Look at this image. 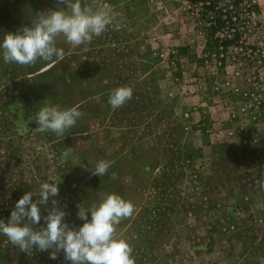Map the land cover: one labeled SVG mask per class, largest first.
Wrapping results in <instances>:
<instances>
[{"label": "rangeland", "instance_id": "obj_1", "mask_svg": "<svg viewBox=\"0 0 264 264\" xmlns=\"http://www.w3.org/2000/svg\"><path fill=\"white\" fill-rule=\"evenodd\" d=\"M234 1L214 0V7ZM81 3L111 10L113 24L87 45L57 37L64 60L20 66L6 64L0 52V220L8 221L26 192L52 182L74 228L84 223L79 203L88 208L109 193L130 200L134 214L116 234L130 243L135 264H264V112L247 95L257 77L264 98V69L253 72L256 59L231 45L214 65L208 20L215 14L204 16L188 0ZM60 6L0 0V41ZM233 15L226 18L233 22ZM236 24L247 44L255 42L257 26ZM234 26L217 35L230 40ZM120 86L133 96L113 110L108 99ZM78 102L83 115L65 136L37 130L42 106ZM101 159L114 162L102 177L91 171ZM40 207L36 229L45 226L51 198ZM50 251L26 253L0 235V264H71L62 251L55 260Z\"/></svg>", "mask_w": 264, "mask_h": 264}, {"label": "clouds", "instance_id": "obj_2", "mask_svg": "<svg viewBox=\"0 0 264 264\" xmlns=\"http://www.w3.org/2000/svg\"><path fill=\"white\" fill-rule=\"evenodd\" d=\"M57 5L63 6L38 12L30 26L5 32L0 41V52L6 64L34 66L42 60L55 65L65 58L64 50L57 47V37L63 36L65 42L73 46L87 45L94 36H100L113 24L114 17L109 9L82 7L81 0H57ZM132 96L131 87L120 86L111 92L108 103L115 110L130 101ZM82 103L66 108L42 106L35 117L37 130L65 136L82 117ZM70 151L66 150L64 156H68ZM113 163L111 160H99L91 170L92 174L106 175ZM260 187L264 189V181ZM58 195V183L52 182L42 183L37 193L26 192L16 202L8 221L0 220V235L26 253L32 252L33 248L42 252L51 250L50 258L53 260L62 251L65 260L71 264H135L130 243L116 234V226L134 214L135 205L130 200L109 193L91 207L85 208L79 203L77 215L84 223L74 228L64 219L66 212L58 205ZM50 198L51 207L43 217L45 226L36 229L33 226L38 225L42 218L40 206L48 205ZM89 212L91 219L88 218Z\"/></svg>", "mask_w": 264, "mask_h": 264}, {"label": "built area", "instance_id": "obj_3", "mask_svg": "<svg viewBox=\"0 0 264 264\" xmlns=\"http://www.w3.org/2000/svg\"><path fill=\"white\" fill-rule=\"evenodd\" d=\"M259 4H260L259 0H242L241 5H243V6H242V8L240 7L241 11L238 12V16H240L243 24L245 25V21L248 24L253 23V25L257 26V27H255L256 30L261 29V22L258 21L257 18H255L256 14L259 11H261V8L259 9ZM255 6L258 7V10L255 9ZM232 7L233 6H230L231 9H233ZM242 11L245 13H243ZM262 12H263V8H262ZM236 16H237V14H234L233 16H231L230 17L231 20L232 21L236 20ZM221 20L224 21V24H228V22L230 21L229 18H226L225 16H222ZM221 30H223V29H221ZM218 32L214 36V39H217V40H215V45H214L215 50H216L214 65H216V64L220 65L222 61L224 62V57L228 53V48L231 45V46H235L236 48H239L243 52V54L245 56H247L248 58H251V59L255 58L256 59V62H255L256 65L252 66V70H253V72L258 73V75L261 76V69H264V48L261 47V43H257V44L248 43L247 44L245 42L246 31L243 29V35L240 36L239 39L234 40L232 43L230 42L228 44V46L226 47L227 51L223 52L221 42H223L224 40H227V39L218 36L217 35ZM182 59H186V57L181 58V56H179V60H182ZM254 79H258V80H253V85L256 86L255 91L252 90L251 92L247 93V95H248V98H250L249 100L256 104V107L259 108L260 112H261V110L264 112V98L261 97V78L254 77ZM257 89H260V91L258 93H257ZM201 125L204 126L203 121H202Z\"/></svg>", "mask_w": 264, "mask_h": 264}, {"label": "trees", "instance_id": "obj_4", "mask_svg": "<svg viewBox=\"0 0 264 264\" xmlns=\"http://www.w3.org/2000/svg\"><path fill=\"white\" fill-rule=\"evenodd\" d=\"M188 2L194 6L199 5L203 10H205V12H203V15L206 16V14L208 13H214L215 16L211 17L208 21H209V26H208V36L210 38H214V36L216 35V33L218 31H220L221 29L224 28V26L226 24H224V21L221 20L222 16L227 17L228 14H230L232 11L234 12V14H237L236 16V20H234L233 22H228V24L230 23V25H235L234 26V31H233V35L234 37L231 40H224L223 42H221L222 45V51L226 52V47L228 46V44L231 42H233L234 40L239 39L240 36L243 35V30L238 27V25L236 23H241L242 20L240 18V16H238V12L241 11L240 9V5L242 0H235L233 2V6L235 9H231L230 5H224V6H220V10L216 9L214 7V0H188ZM255 9L258 10V7L255 6ZM237 25V26H236ZM217 40V39H214ZM184 49L182 48L181 51H183ZM202 123V121H201ZM200 123V124H201ZM202 126V125H201ZM204 126L202 127V131L204 132Z\"/></svg>", "mask_w": 264, "mask_h": 264}, {"label": "crops", "instance_id": "obj_5", "mask_svg": "<svg viewBox=\"0 0 264 264\" xmlns=\"http://www.w3.org/2000/svg\"><path fill=\"white\" fill-rule=\"evenodd\" d=\"M261 8V11H259L257 14H256V16H255V18H257L258 19V21H262V22H264V18L263 17H261L262 16V5H261V2H260V4H259V9ZM257 33H259V34H257V39L255 40V42H250L251 44H257V43H261V29H258L257 30ZM203 112H204V109H201L199 112H198V117L200 118V119H202L203 118ZM198 118V119H199ZM203 121V120H202ZM204 122V121H203Z\"/></svg>", "mask_w": 264, "mask_h": 264}]
</instances>
